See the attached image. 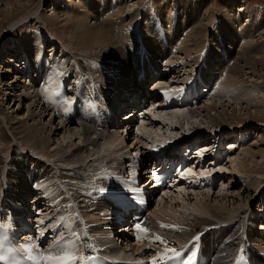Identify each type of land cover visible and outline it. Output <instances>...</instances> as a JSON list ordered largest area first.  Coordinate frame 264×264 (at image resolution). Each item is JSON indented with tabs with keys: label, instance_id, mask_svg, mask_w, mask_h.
I'll return each mask as SVG.
<instances>
[{
	"label": "rangeland",
	"instance_id": "1",
	"mask_svg": "<svg viewBox=\"0 0 264 264\" xmlns=\"http://www.w3.org/2000/svg\"><path fill=\"white\" fill-rule=\"evenodd\" d=\"M39 1L40 0H0V61L2 62V63L1 62L0 63L2 65H4V62L7 61V59H8L7 56L11 57L12 59H14L16 61H19V62H17L18 65H20V63L22 62L21 63L22 65H20V66L13 65L16 68H18L17 70L15 67H14L15 68L14 70L10 69V71H6V70L4 71V69H1V71L3 73H5L4 75L1 74V76H0V79L3 81L2 83H4V81H7V79L10 80V78H13V77L16 78V76L14 74L15 72H18V74H20V75L16 78V80H14L17 82L16 85L14 86V88L13 89H11V87L9 88L12 91H10L8 88H5L6 87L5 85L0 88L1 89L0 95H2V93L4 92V97H6L4 99L1 98L2 100L0 99V104L3 107H5L7 110H9V112L12 113L11 115L13 116L14 121L17 122V121L21 120L20 119L21 116L26 115V113L28 112L27 111L28 107L26 105L28 103H30L31 98H32V100L35 99L36 103H37V107H33L32 112H37V111L40 112L44 108V111H42V112H46V116L44 117V121L49 122V120L53 121L55 119L54 121L57 124H58L59 120L66 121L65 126L60 127L59 130L55 131V133L52 134V136H51L52 137V140H51L52 146L51 147H53V145L55 147L56 142H59V141L62 142L63 146H65V147L67 146L66 144L68 142H71L70 147H69V152L71 151V153H74L77 150V148H79V146L81 145V141L83 138V136L81 134L82 125L79 123V121H76L74 119L66 120L65 118H62L60 115H59L60 117H58V115L55 114L54 112H52V110H50V107L46 105L47 103L44 100V97H45L44 92L41 95L39 94L41 96V98L43 97L41 102H39L40 98L33 96L35 94V92L30 93L31 95L29 97L26 95L27 93L21 94V92L25 93L24 91L26 89H28L29 82L32 81V84L37 82V83H35V86H36V84L38 85V81L37 80L33 81L31 78L28 79L27 77L24 76L23 73H21L19 71L20 69H23V67L25 66V65H23V63H24L23 60L20 61L18 59L19 56L21 55L20 53L22 52V49L19 48V46H18L20 44L19 40L22 37V35H24V33H26V34H30L31 37L45 40V42H44L45 48H46L45 53H46V50H48L47 54H50L51 52L49 50H52V48H54V53H56V52L59 53L58 57L56 58L57 63L58 62L59 63L56 65V63H55L56 60H52L51 65H53L52 67L54 69H56L55 73H58V75H60V77L63 75V73L66 69V65L72 64V66H75V64L79 63V62H81V64L84 62V64H85L84 69L86 70V72H88L91 69V64L88 63L87 59H90L92 57H97L96 59L102 60V62H104V64H105V67L109 68L110 62L107 61L109 63V64H107V62H105L106 60L104 61V59L106 58V56L110 57V55L112 54V50L110 47H102L101 45H95L92 48H89V47L87 48L85 46L79 45L77 43V41L73 37H71V30H72V28H74V24L72 23V19L70 18L71 17L70 14L68 12H65L61 8L64 5H66L67 2H71L72 0H59V3H60L59 6H57L55 4L56 6L54 7V9L52 8L54 5V2H53L54 0H44L41 2V4H39ZM155 1L156 0H129V1H126L127 8L125 9V11L122 12V15L126 16V17L123 16L122 18H126L125 23H127L131 19V17L129 16V13L134 14V13H136L135 12L136 9L139 10L140 16H137V18H138L137 21H140V19L142 18V20H141L142 31L140 32V35L143 38L146 37L144 32H145L147 26L148 25L151 26V24L154 23V22L151 23V22H148L145 20H146L147 16L152 17L151 16L152 14L150 12L152 9H153L152 13H156L155 8L157 6L154 5ZM167 1H168L167 7L169 6L170 8L173 9L172 10L173 14L178 15V17L177 16H175V17L179 18V22L183 25V27H181L178 25V22H177V24H176V27L178 26L177 32H179L180 30L181 31L179 33H177L175 38L179 37L180 33H182V38L184 39V37H186L187 33L191 30V26L193 25V23L191 21V16L189 15V13H191V11L193 9H195L199 3L197 0H167ZM181 2H182V4L187 3V5L184 6L185 8L182 5H180ZM205 2L208 3L207 8L204 7V9H203V6L201 4H199V6L200 5L202 6L201 12H203V13L200 12V15L198 16V19L196 21L199 24V26H200V24L203 25V28L206 29V31H204V29H202L203 30V31L201 30L202 33L201 32L199 34L198 33H195V34L191 33V35L193 34L196 38L192 37L191 35L190 36L187 35L188 36L187 39H189V40L187 42H185V45L188 46L187 49H191V50L195 47V44H197V43L199 46H201V44L204 45V48L202 51V56H203V53H204V55L206 54L204 59H206V57L209 55H213V56H210L211 61L215 60L216 64L218 63V61L221 62V63H218L217 65L212 63V64H208L207 66H205L204 65L205 61H202V63H201L202 67L200 68L201 71L199 73L202 74V77H204V79L206 77L207 79H209V81L211 79H214V81H217L218 77H219L220 81L223 82L224 77H226V76H224V74L226 73L227 75L228 74L230 75L231 70L229 68H230V66L231 67L233 66V64L230 63L228 60V54L227 53H229V55H230L229 59L239 58V56H240L239 49H240L241 44H243V42H241L243 40V38L240 39V41H239L237 39V37H238V35H240L242 37L243 36L246 37L245 35H246L248 28L249 29L251 28L253 30V32H252V30L250 29L251 34L253 35V36H251V35L250 36H251V39H252V37H254L253 38L254 40L252 39L250 41V44H248L250 46L247 45V47H250L252 49V53L257 58H255V59L251 58V57H249L248 59L247 58L246 59L241 58L239 63L243 67L242 66H241V68L238 67L234 71L235 76L237 78L241 79V81L237 82L236 83L237 85L234 86L235 89H234V92H232L234 94H232L231 92L227 93L226 88L222 87V85L219 83L215 88L216 90L215 89L213 90V91H215V93L213 92L208 98L203 99V101L201 103H199L198 105H193V106L187 107V108H199L203 104H205L209 101L214 102V105L217 108L216 109L217 114H218V111H221L223 108L228 113L227 117L223 114V116L227 118L226 122L224 120L221 123L223 125H221L219 127H217V125H215V123H213V121L208 122L207 121L208 119H207L206 113H205L206 111H203L204 108H202V111L200 112L201 116H199V118L202 119V124L196 123V124H193L195 126H191L190 123H187V120H184L183 127H182L181 125L175 124L174 121H172L173 124H170L169 125L170 128H169V126L167 124L161 123L160 120L154 119V116H156V115L162 116L163 115L162 117L170 119V118H173L174 115H176L173 113V111H170V110L176 109L178 111H182V110H186V108L185 107L179 108V106L177 108H164V107L159 106L160 108H158L157 105H159V103L157 102V104L155 105L156 108H152L151 113L148 112V114H147L148 120L144 123V126H143L144 128H141L140 124H137L136 126L131 125V124L130 125L127 124V125H129L128 128L121 134L122 137H125V139H124V142L122 143V145H119V147H117V148H120L118 153L114 152L113 148L104 150L101 153L106 154V155L109 154L107 156V158L109 157L111 160H113L114 157L115 158L117 157V156H115L116 154H122V155L127 154V155H125V159L123 160L124 161L123 164L125 166L126 165L125 161L126 160L128 161V158H130L131 153L133 154V153H137V152L140 153L141 152L142 154H144L149 149L148 146L154 145L156 142H158L157 145H160L159 144L160 142L164 143L165 140L170 141L169 143H166L163 145V146H165L167 144L171 145L173 142H178L182 139L185 141V144L195 140L197 142V143H195L197 147H201L204 145V147H206V149H207V150H205V152H203L205 155V154H210L212 152V150L214 149V146H216V143L214 141L219 140L218 138H219L220 134H222L221 132H225V137L223 138L224 139L223 144L225 145V148L229 149L228 150L229 156L226 159H224L223 161H221V163L218 167L213 168L211 163L214 162L215 160L213 158H210L208 160V163L205 164L204 166H201L200 162H197L196 165L195 164H192V165L189 164L187 166L188 169L186 170V173H188V170L191 169L192 172H194L196 174H200V172H203V171H207V172L211 173V170L219 173L223 169L219 180L213 186L214 188L206 186L204 189L200 190V189L193 188L189 185H186L184 183L181 184L182 179H184V177L182 176L179 178V180H180L179 184H181V185H177L176 188L169 190V192H171L169 197H172V199H173V200H171L172 202L171 201L168 202L169 200L167 199L168 198V196H167L165 198L166 201L159 204L158 201L161 200L160 199L161 195H159V197H158L159 199H157L155 202L151 203V205H152L151 207L153 208L152 211L154 212V211H156V208L158 210L160 207L163 208L164 206L165 207L167 206L166 208L169 207V209H171L173 207H175L173 209L177 208L178 213L183 212L182 210L184 208L182 209L181 207L183 205H187L191 201L196 202V200H197L196 194L197 193H202L204 191H208L209 193H211L209 197H211L210 200H211V204L213 203L212 205L221 206V204L227 203V206L229 205L230 207L242 206V207L246 208L243 210V212L248 211L249 215H251L250 221H249V223L246 222V225L249 226L250 232L252 233L253 238L255 236L260 237V240H259L260 243H258V244H261L262 246H260V247L264 248V236L262 234H260V232L256 229V227L254 228L253 225L251 224V222H259V220H260L259 215H258V217L256 216L255 218L253 215L259 209L258 208L260 205L259 201H261L264 198V187H263L264 186V25L261 22V24L263 26V27H261V24H259V25L257 24L260 21L258 22V21H256V19L253 20L252 17H249L247 19L248 22L247 21L245 22V17H244V15L250 16V15L256 14L257 12H260L261 15L264 17V0H234V1L233 0H205ZM189 3H191V5H189ZM240 5L247 7L246 13L242 14L243 16L240 19L235 18L236 22H233V23H235V27L237 29L236 32L238 33V35L234 37L235 41L231 42L232 40H230V42L228 44L226 42L227 39H220L219 37H221L222 34H223V36L230 35V34L232 35V32L234 33V30L233 29H224L222 27V25L226 22L229 25V22L227 20L222 19V18L226 17L225 14H228V12L230 14L231 11H237V9H239L238 6H240ZM130 7H133V8L130 9ZM37 8H38L37 12L40 13V20L39 21L36 19L25 18L24 19L25 21L23 20L22 24L19 23L20 25H18L17 27H14L12 31H8V29L10 27L9 26L10 23L20 19L21 17H23L27 13L35 11ZM215 13H216V15H215ZM203 15H205V16H203ZM245 24H247V26ZM244 25H245V27H244ZM251 25H252V27H251ZM241 26L244 27L245 32L239 31ZM31 28H34L33 29L34 32L31 30ZM221 28H223V30H221ZM194 30H195V28H192L191 31L193 32ZM203 33H205V34H203ZM254 34H255V36H254ZM218 38L220 40H223L222 42H220L221 44H218L219 43V41L217 40ZM187 39H185V40H187ZM199 39H200V41H199ZM56 44H57V47H56ZM179 44L180 43L177 44L174 41H171L172 47L177 46V51H180V53H183V55L178 53V55L175 54V55H177V57L175 56V58H174L173 53H170V57L173 59V62L169 66H166V63H165V65H164L165 67H162V69H160L162 71L163 70L170 71L169 75L164 74L163 72H162V74H160V72H159V73L154 74L153 76H150L151 78H149L145 82L146 87H149V86L152 87L158 81V79H156V78L160 77L161 75H162L161 76L162 78H168L167 81H169V79H174V77L178 75V77L175 78L173 82L169 81V83H167L166 85L165 84H163V85L165 87L167 85H169L170 87L171 86L176 87L175 85L180 83L178 85V86H180V85H182V83L184 81H186V79L191 78L196 73L195 72L196 64L194 63L195 58H196L195 54L193 53L192 54L193 56H192L190 53H185L184 50H180L181 45L179 47ZM121 45H122V43H121ZM218 46H221V47L224 46V47L220 48ZM134 47H135V45H134ZM237 47H238V49H237ZM58 48H60V50ZM149 49L150 48L148 46H145V53H146V55H148L147 57H149V58L145 59V57H146L145 56L142 60L143 63L141 64V61L139 62V66H141V65L142 66L140 68H138L137 71L139 69H141L142 67L147 68L148 64H150L151 66H152V64H154L153 67H156L157 61H161L159 58L161 55L160 52L155 51L154 53H152L149 51ZM127 50L130 51L131 49L128 48ZM24 51H26V50H24ZM43 51H44V48H43ZM225 51L227 53H225ZM63 52L66 53L64 56L61 55ZM28 53L32 54L31 51H28ZM165 53L166 52H164L163 54H165ZM224 53H225V55H224L225 61H222V60H220V57L218 55L224 54ZM138 55H139V53H138ZM216 55H217V57H216ZM32 56H33V54H32ZM136 56L137 55H134L133 58L135 59ZM77 57H78V60H77ZM36 59H37V57H36ZM61 59H62V61H61ZM63 59L68 60V63L66 62V60L64 61ZM134 59H133V61H134ZM176 59H178V60H176ZM180 60L182 61L181 63H183L185 66L184 65L180 66L181 65L180 63H176V61H180ZM151 62H152V64H151ZM9 63L15 64V62H13V61L12 62L10 61ZM84 64H82L83 67H84ZM4 66H6V65H4ZM86 67L87 68L89 67L88 68L89 70H87ZM61 68H63V69L61 70ZM197 68H198V66H197ZM197 68H196V70H197ZM53 70H52V68H50V71H48L49 75H52L51 71H53ZM97 70L99 71V69L91 70L94 77L98 73ZM107 70L109 72L117 73V71H114L112 69H107ZM177 70H180V71L177 73ZM188 70H189V72H188ZM74 72H76V70L74 71L72 69L73 75H74ZM34 74H36V73L34 72ZM148 76H149L148 74L145 75V79H147ZM138 78L139 77H137V81L139 82L140 80ZM132 80H133V76H132ZM170 82H171V84H170ZM206 82H207V80H206ZM207 84L209 86L206 87V91L209 92L212 85L210 82H208ZM122 85L125 86V84H123V83H122ZM219 85H221V87ZM43 86H46L45 83H43L42 86H40V87L36 86V91L37 90L40 91L41 89H42V91H45L46 88L44 89ZM198 86L201 87V85H198ZM203 87H202V90L205 89ZM218 87H220V89ZM5 89L9 90L10 93L12 92L13 95H11V94L8 95V93H5V91H6ZM131 89H132V87L127 88L125 96H126V94H130L131 92H133V89L132 90ZM237 89H239L241 91H239ZM16 95L17 96L21 95L22 98L23 97L24 98L21 99L22 101H18L19 98L16 97ZM123 99L125 101V97H123ZM217 99L221 100L222 103H224L223 107L221 106V102L218 101ZM32 100H31V102H33ZM4 102H6V103H4ZM124 103L125 102L118 103L117 108L115 107V111H116V109H118L120 107L121 104H124ZM144 103H146V101ZM8 104H10V105H8ZM9 106H11V107H9ZM149 106L150 105L148 104L147 108H149ZM35 108H37L38 110ZM126 111H127L126 109H123V111H120L118 115H121ZM52 113L54 115V119L51 118ZM160 113H162V114L159 115ZM125 117H127V116H125ZM151 117H153V118H151ZM25 118H26V116H25ZM193 119L194 118H192V120ZM29 121L31 122V119ZM73 121H75V122H73ZM185 125H188V127H189V131L187 133L184 131ZM9 126H10L9 130L12 132V134H14L16 136L15 138H17L22 143H24L22 146L20 144L19 145L25 153L33 154L34 156L39 157L41 160L46 159V158H47V160H50L52 157H57V158L61 157V153L60 152L58 153L56 151L52 152L53 153L52 155H49L48 151L50 149V145L49 146L46 145V146H44L45 148L43 147V149L40 151V152H42V154H40L42 157L41 158L38 154L39 153L38 150L35 147V141L30 140V139L26 140L25 139V137H26L25 131L20 132L19 134H16L17 132H16L15 126H13V124H9ZM122 128L124 129V126L121 128H117V131L122 132L121 131ZM160 128H161V130H160ZM114 129H116V128H114ZM195 130H197V131H195ZM191 133L192 134L198 133L199 136L192 139L193 136H190ZM242 134L244 135V138H245L244 142H241V140H240V139H242ZM208 135H210V136L208 137ZM90 136L93 137V134H91ZM135 136H137V137L135 138ZM209 146H212L211 147L212 149ZM229 146H231V148ZM15 147H16V142L14 140L11 141V143L3 142L0 145V152L2 153V155L5 156L4 157L5 159H8V158L10 159V157L13 155L12 153H13V149ZM251 148H253L254 151H256L255 155L250 156L248 153L243 152V150H246V152H247V150H249ZM242 155L244 156L243 158H241ZM123 157L124 156L120 155L119 159H123ZM209 157H211V156H209ZM230 159L233 161H234V159H236L235 160L236 163L233 162L234 163L233 165L236 168L230 164V162H229V161H231ZM127 164H130V162H128ZM82 172L84 174H87L88 171L82 170ZM78 174H80V173H78ZM78 179L80 180L81 178L78 176ZM84 180L85 179L82 178V181L81 180L80 181L84 182ZM52 181H57V183L55 184L57 187H55V185L51 186V185L47 184L46 188H48V187H51V188H48L44 193H41L42 190L39 191L36 188H34L33 191H32V188L29 189L28 194H27L28 197H27V200L25 201L26 202L25 203L26 204V210L24 211V213L25 212L28 213L31 210H33V207L36 204H39V206L43 205L44 200L46 201V198L51 199V202L49 203V205H51L54 203L55 199L58 196L62 195L61 194L62 191L57 185L58 184L57 177H53ZM185 181H186V179H185ZM257 181H259V184ZM256 182H257V184H256ZM249 184H250V186H249ZM54 188L56 189V194H55V196H53L51 198L50 194L54 190ZM181 188L184 189L183 192L179 191V189H181ZM195 192H197V193H195ZM161 194H163V193H161ZM197 197L199 198V196H197ZM64 199H67V195L65 196ZM62 203H63V205H64L63 207H65V209H69V210L73 209V205L70 204V201L68 202V200H64L63 202L60 203L61 205L60 204L56 205L55 208L62 206ZM170 204H171V206H170ZM180 205H181V207H179ZM185 210L187 211V209H185ZM44 211H46V212H44ZM190 211H192V210L190 209L189 212ZM193 212L195 213V211H193ZM51 213H53V212H51V210L46 209V207H43V210L38 215L37 219H40L41 216H42V218H43V216L46 217L47 215H50ZM183 214L187 215L185 213H183ZM73 215H74L73 220L77 219L76 212L73 211ZM180 215H182V214H180ZM30 218H32V220L36 219V218L32 217V215ZM32 220L30 219V221H32ZM79 220H81V218ZM150 221H151V223L156 225V221H154V219L152 217H151ZM160 221H164V220L160 219ZM172 221L173 220L169 219L168 221H164L165 222L164 224H169V223L174 224V222H172ZM103 222L96 221L97 224L98 223L101 224ZM104 223H107V222H104ZM113 225H115V224H113ZM177 225L180 226L179 224H177ZM254 225H255V223H254ZM79 227H80V225H78L77 228H79ZM257 227H258V229L263 228L264 223H259ZM99 229H101V226L99 227ZM160 229H161V232H160ZM73 232H76V231H73ZM112 232H113V230H112ZM116 232H117V235H116ZM116 232L114 235L112 233L113 239L116 240L117 244L121 245V247H123L125 249L128 248L127 251L131 255L136 256L138 254H142V253L146 252V250L144 248L141 249L140 245H138L139 246L138 247L137 245H135L136 244L135 242H132L129 239H127L125 237L124 233L121 234L124 237L120 239L121 235L119 236V234H120L119 230ZM157 232H160L162 234L165 232L163 234L164 236L168 235V233L171 234L170 230L168 228H160L159 227L157 229ZM263 248H260V249L263 250Z\"/></svg>",
	"mask_w": 264,
	"mask_h": 264
},
{
	"label": "bare ground",
	"instance_id": "2",
	"mask_svg": "<svg viewBox=\"0 0 264 264\" xmlns=\"http://www.w3.org/2000/svg\"><path fill=\"white\" fill-rule=\"evenodd\" d=\"M42 1H44V0H40L39 4H41ZM72 1L67 2L66 5H64L61 8L65 12H68L70 14V16H71L70 18L72 19V23L74 24V28H72V30H71V37H73L79 45L85 46L87 48L88 47L92 48L95 45H101L102 47H110L112 50V54L110 55V57L106 56V58L104 59V61L106 60V61L110 62V67L109 68L105 67L103 72L101 70H99V71L97 70L98 73L95 75V78H99L101 80V83L103 85H105V87H106L105 90L108 92L110 100L114 101L113 110H115V107L117 108L118 103L129 102V104H131L129 96H127V95L131 96V94H133V93L138 94L139 90H142V92H144V83H145L146 79L138 78L140 80L138 82L137 81V76H138L137 72L140 71L141 69H143V71L145 70L144 71L145 75H147V74H149V70L152 69V67L154 66V64H152V62H151L152 66L150 64H148L147 68L142 67L141 69H139L137 71V69L142 66V65L139 66V62H140L139 58L140 57L138 54H136L137 56L135 59H137L139 61L138 63H136L135 61H133V59H134L133 56L135 55V52H132V50L128 51L127 49L128 48L131 49V46L134 47V43L138 39V36H140V38L142 39V44H144V46H148L150 48L149 49L150 52L154 53L155 51H159L160 54H163L164 52H166L165 54L167 55V58H166V55L163 54L164 58L167 59L166 60V66H169L173 62V59L170 57V53H171L172 48H173L171 45V41H174L177 44L180 43L179 44V47L181 45L180 50H184L185 53H190L191 55L193 53L195 54L196 58H195L194 63L196 64V67H195V70H196V68H197V66L201 60V57H202V51H203L204 45L201 44V46H199L198 43L197 44L194 43L195 47L193 46L194 48L191 50V49H187L188 46L185 45V42H187L189 40L187 38H188V36L191 35V33H194V34L198 33L199 34L201 32V30L204 29L203 25L200 24V26H199V24L197 23L196 20L198 19V16L200 15V12L202 10V6H203V9H204V7L207 8V6H208L207 5L208 3L205 2V0H197L198 3L201 4L202 6L201 5L199 6V4H198V6L195 9H193L191 11V13H189V15L191 16V21L193 23V25L191 26V30H192V28H195V30L193 32L190 30L187 33L188 36L186 35V37H184V39L182 38V33H180L179 37L175 38L177 33H179L181 31L180 30L179 32H177V29H178V26L176 27L177 22H178L179 26L183 27V25L179 22V18H177L178 15L173 14V12H172L173 9L170 8L169 6L167 7V4H168L167 0H156L155 4H154L157 6L155 8L156 13H152L153 12L152 8H151L152 10L150 11L152 14L151 15L152 17L158 16V15L160 16V14L163 15L164 20H165V24H159L157 22H154L153 24H151V26L147 24L148 26L144 32L146 37H144V38L141 37L140 34H137L138 32H141V29H139L140 21H137L138 20L137 16H140V12L138 9H136V11H135L136 13H134V14L129 13V16L131 17V19L127 23H125L126 18H122L123 16H125V15H122V12L125 11V9L127 8L126 1H129V0H72ZM53 2H54V5L52 7L53 9L56 5L59 6V4H60L59 0H54ZM180 5H182L184 7L187 5V3L182 4V2H181ZM189 5H191V3H189ZM238 7H239V9H237V11H231L230 14L228 12V14H225L226 17L222 18V19L227 20L229 22V25L226 22L222 25V27L224 29H233L234 30V33L232 32V35L230 34V35L223 36V34L221 33L222 36L219 37L220 39H227L226 42L228 44H229L230 40H232L231 42L235 41L234 37L238 35V33L236 32L237 29L235 27V23H233V22H236L235 18L240 19L243 16L242 14L246 13L247 7L241 6V5ZM131 8H133V7H130V9ZM37 10H38V8L35 11L27 13L26 15H24L20 19L10 23L9 24L10 27H9L8 31H12L14 27H17L18 25L22 24V21L25 18L36 19L39 21L40 20V13L37 12ZM201 13H203V12H201ZM215 15H216V13H215ZM172 16H177L175 18V22H173V25H172V22H170ZM203 16H205V15H203ZM244 17H245V22L246 21L248 22L247 19L249 17H252L253 20L256 19V21H258V22L260 21L259 23H257L258 25L261 24V22L264 25V17L261 15L260 12H257L256 14H253L250 16L244 15ZM148 22H150V21H148ZM157 25L165 27L167 29V31L170 33V41H169L170 45H169V48L167 50L161 49V48H163V45H161L160 43H157V41H156L157 38H156L155 33L152 36L153 28L156 27ZM245 25L247 26V24H245ZM245 25H244V27H245ZM242 26L240 27L239 31L245 32L244 27H242ZM173 27L175 28V33H173V31H174ZM251 27H252V25H251ZM261 27H263L262 24H261ZM223 28H221V30H223ZM250 29L248 28L246 35H245L246 37H244V36L242 37L240 35H238V37H237V39L239 41H240V39L243 38V40L241 41V42H243V44H241L240 49H239L240 52L238 51L240 54L239 58L233 59V60L229 59L230 55H229V53H227L225 51V53L228 54V60L233 61L232 62L233 66L232 67L230 66V68H229L231 70L230 75L228 74L229 75L228 76L225 73L224 76H226V77H224V81L219 82L222 85V87L226 88L227 93L234 92V89H235L234 86L237 85L236 84L237 82L241 81V79H239L235 76V72H234L238 67L241 68L242 65L239 63L241 58L242 59H246V58L248 59L249 57L254 58V59L257 58L252 53V49L250 47H247V45L250 44V41L254 38V37H252V39H251V36H253V35L251 34ZM204 31H206V29H204ZM252 32H253V30H252ZM203 34H205V33H203ZM191 36L196 38L193 34ZM254 36H255V34H254ZM219 38L217 39L219 41L218 44H221L220 42H222L223 40H220ZM185 39H187V40H185ZM199 41H200V39H199ZM19 42H20V44L18 45L19 48L26 50L27 52L31 51V53H33V51H34L33 56L37 57L36 61L39 60L41 52L43 51V42H44L43 39H39V38L37 39V38L31 37L30 34L24 33V35H22V37L20 38ZM121 43H122V45H121ZM248 46H250V45H248ZM218 47L223 48L224 46L223 47L218 46ZM238 47H237V49H238ZM49 51L51 53L48 55L53 56V60H56V62L55 61L54 62L57 65L59 62L57 63L56 58L58 57L59 53H57V52L54 53V48H52V50H49ZM225 53L218 55L220 57V60L225 61V57H224ZM65 54L66 53L63 52L61 55L64 56ZM180 54L183 55V53H180ZM210 56H213V55H209L206 57L204 65L207 66L208 64H212V63L217 65L215 60H212V61L210 60ZM216 57H217V55H216ZM7 58H8L7 61L4 62V65H6V66L2 65L1 64L2 62L0 61L1 62L0 63V76H1V74H3V75L5 74L1 71V69H4V71L5 70L10 71V69L14 70L16 68L13 65H18L17 64L18 61L12 59L9 56H7ZM146 58L148 59L149 57H145V59ZM9 60H13V62H15V64L9 63L10 62ZM63 60L65 61L66 59H63ZM77 60H78V57H77ZM61 61H62V59H61ZM66 62L68 63V60H66ZM218 62H220V61H218ZM21 63H20V65H22ZM82 64H84V62ZM82 64H81V62H79V63H76L75 65H78L81 71H86L84 69L85 64H84V67ZM107 64H109V63H107ZM20 65H18V66H20ZM52 66L53 65H50L49 69L52 68V70H53L54 68ZM154 68H156V67H153V69ZM17 69L18 68H16V70ZM23 69L25 70V66L23 67ZM62 69L63 68H61V70ZM107 69H112L114 71H117V73L109 72ZM22 70L20 69L19 71L21 73H23ZM161 71L162 70L159 71L160 74H162ZM164 71H165V72H163L164 74L169 75L170 71H167V70H164ZM179 71L180 70H177V73ZM188 72H189V70H188ZM14 74H15L16 78L20 75V74H18V72H15ZM132 76H133V80H132ZM161 76L156 78V79H158V81L154 84V87L158 86V88L160 87V89H162L165 87L163 84L166 85L167 83H169V81L173 82L174 79L178 77V75H177L174 77V79H169V81H167L168 78H162ZM16 78L13 77V78H10V80L7 79V81H4V83H2L3 81L0 79V88L5 85L6 86L5 88L9 89L11 87V89H13L17 83L16 81H14V80H16ZM60 78H61L60 75H58V73L54 72L53 75H50L51 82L50 83L45 82L46 86H43V88L45 89L50 84L58 83L60 81ZM35 83H37V82H35ZM35 83L32 84V81L29 82L30 85L28 84V89H26L24 91L25 93L21 92V94L27 93L26 95L29 97L31 95L30 93L35 92V94L33 96L40 98L39 102H41L43 97L41 98L40 95L43 92L39 93L38 90L36 91V86H38V85L36 84V86H35ZM122 83L125 84V86H123ZM207 83H208V81H207ZM221 85H219V86L221 87ZM167 86H169V85H167ZM128 87H132L133 92H131L130 94H126V96H125V90H127ZM220 87H218V88L220 89ZM5 90H6L5 93H8V95H10V94L13 95L12 92L10 93V91H12V90H10V89H9L10 91L7 89H5ZM237 90H239V89H237ZM40 91H42V89ZM239 91H241V90H239ZM214 93H215V91H214ZM232 94H234V93H232ZM16 97L19 98L18 101H22L21 99L24 98V97L22 98L21 95H18V96L16 95ZM123 97H125V101H124ZM1 98H3V99L6 98V97H4V92L2 93V95H0V99ZM31 100H32V98H31ZM31 100H30V103H28L26 105L28 107L27 111L29 113L27 112L26 115L21 116L20 117L21 120H19L17 122L14 121L13 116L11 115L12 113L9 112V110H7L5 107H3L0 104V145L3 142L11 143V141H13V140L16 142V147L13 149V153H12L13 155L10 157V159L9 158L5 159L4 158L5 156L2 155V153L0 152V197L3 196V194L5 193V197H4L5 199L3 200L2 204L7 206L9 209L12 210V212H14L16 214L17 213H24V211L26 210V204H25L26 202L25 201L27 200V197H28L27 194H28L29 189L32 188V191H33L34 188H36L39 191L42 190L41 193H44L48 188H51V187L46 188L47 184L54 186L57 183V181H52L53 177H57V179H58L57 185L61 189V191H62L61 194L63 195L62 196V202L64 200H68V202L70 201V204H73V208L76 209V217H80L81 221L84 220L85 217H87L89 219V221H92V222L94 220L101 221V222H103V221L107 222V223L103 222L101 224L98 223L96 225V228L99 229V227L101 226L100 230H102L104 235L106 236L105 242L109 243L107 245V250H109V251H107L108 254L117 255V256L124 257V258H127V257L134 258L136 256L143 255V253L138 254L136 256L131 255L127 251L128 248L125 249V248L121 247V245H118L116 240H114L112 237V233H113L112 230L114 228L113 224H115V223L113 222V220H111V218L109 219V217L106 214H104L103 216L100 215L101 212L105 208V204L103 202L99 201V206H96V205L93 206L87 200V198H85V196L80 192L81 187L83 189H86V187L84 185H82V186L78 185L75 188V186L78 184V182L80 180L82 181V179L79 180L78 175L75 174V172L73 170H76V171L87 170L88 171L89 168L93 167V165H95L99 161H102V162L104 161L108 166H113V163H117L119 165V162H120L121 166H124L123 160L125 159V155H127V154H123V155L122 154H116L115 156H117V157L116 158L114 157V159L112 158L113 160H111L109 157L107 158V156L109 154L106 155V154H103L101 152L104 150L113 148V151L118 153L120 148H117V147H119V145H122V143L124 142V139H125V137H122L121 134L127 128H125V127H124V129L122 128L121 129L122 132H120V131H117V128L112 129V127L107 128L104 125H101V126L95 125V123L92 120H90L88 117H86L80 111L81 119H79V123L82 125L81 134H82L83 138H82L81 145L79 146V148H77V150L74 153H71V151L69 152V147H70L71 142H68L66 144L67 146L65 147V146H63V143L59 141V142H56L55 147H54V145H53V147H51L52 146V143H51L52 134H54L55 131L59 130L60 127L65 126L66 121L59 120L58 124L55 123L53 113L51 114V116H52L51 118L54 119L53 121L52 120L51 121L49 120V122L44 121V117L46 116V112H42V111H44V108L40 112H38V111L32 112L33 107H37V103H36L35 99L32 100L33 102H31ZM217 100L221 102V106L223 107L224 103H222V101L219 99H217ZM4 103H6V102H4ZM158 103H159V105H157V107L160 108L159 106H161L162 102L159 101ZM8 105H10V104H8ZM9 107H11V106H9ZM202 108H204L203 111H206L205 113H206V117L208 119L207 120L208 122L213 121V123H215V125H217V127L223 125L221 123L224 120L226 122V119H227L226 117L228 115L226 110L223 108L221 111H218V114H217V111H216L217 108L215 107L214 102H210V101L203 104L199 108H186V110H182V111H178L176 109L170 110V111H173V113L176 115H174L173 118H170V119L164 118V117H162L163 116L162 115L161 116L162 119L160 120V122L165 123L164 121H168L169 124L168 123H165V124H167L169 126L170 124H173L172 121H174L175 124L181 125L182 127H183L184 120H187V123H190L191 126H195L193 124H196L195 123L196 121H198L199 124H202V119L199 118V116H201L200 112L202 111ZM35 109H37V108H35ZM131 110H133V109H131ZM145 110H148V109H145ZM161 114L162 113H160L159 115H161ZM223 114L226 117H224ZM25 116H26V118H25ZM156 116H154V119ZM151 118H153V117H151ZM192 118H194V119L192 120ZM30 119H31V122L29 121ZM123 119H125L124 116H123ZM110 120L113 121L112 125H114V123H116V121H118V119L116 118L115 115L110 116ZM143 121L144 120H141L140 124L143 123ZM9 124H13V126H15V130L17 132L16 134H19L20 132L25 131V133H26L25 139L26 140L30 139V140L35 141V147L38 150V152H39L38 154L40 157H41L40 154H42V152H40V151L46 145H48V146L50 145V149L48 151L49 155H52L53 154L52 152L56 151L58 153L59 152L61 153V157H59V158L52 157L49 160L50 162H47V160H41L39 157L34 156L33 154L25 153L23 151V149L20 147V145L22 146L24 143H22L20 140L15 138L16 136L14 134H12V132L9 130V127H10ZM127 124H129V123H125V125H127ZM143 126H144V123L140 125L141 128H144ZM169 128H170V126H169ZM160 130H161V128H160ZM195 131H197V130H195ZM91 134H93V137L90 136ZM193 134L191 133L190 136H193ZM209 136L210 135H208V137ZM136 137L137 136H135V138ZM188 143L194 144V143H196V141L194 140V141H191ZM201 147L204 148V145ZM229 147L231 148V146H229ZM205 149H206V147H205ZM243 152L248 153L250 156H252V155H255L256 151H254V149L251 148V149L247 150V152H246V150H243ZM120 155L124 156L123 159H119ZM243 157L244 156L242 155L241 158H243ZM235 160L236 159H234V161L233 160L229 161L233 167H235L233 165L234 163H236ZM128 162H130V164H131L132 159L128 158ZM57 175H60V177ZM180 177H182V176H179L178 179ZM257 182L259 184V181H257ZM257 182H256V184H257ZM82 183L83 182H81V184ZM34 185H35V187H34ZM249 186H250V184H249ZM169 190H171V189L166 188L162 192L163 194H161V197H160L161 200L158 201L159 204L166 201L165 198L167 196H168L167 199L169 200V201L167 200L168 202L173 200L172 197H169V195L171 194V192H169ZM3 191H4V193H3ZM165 193H168V195L166 196ZM195 193H197V192H195ZM210 194L211 193H209L208 191H204L202 193H197L196 195L199 196V198L196 196V198H197L196 202L191 201L187 205H183L182 207H181V205L179 206L182 209L184 208L182 210L183 212H180V213H178L177 208L173 209V208H175V207H173V208L169 209V207L166 208L167 206L166 207L164 206L163 208L160 207L158 210L156 208V211H154V212L152 211L153 214H155L157 217L158 216L161 217L164 221H168L169 219L173 220L172 222H174V224H176V225L179 224L180 225L179 227L181 229H183L182 231L178 230V229H174V230L169 229L171 234L168 233V235H165V237L172 238V239L176 240V242H175L176 244L184 245V244L190 242L192 240V238L196 235H200L201 238L205 236L204 237V246H205L204 252H206V254L213 255V260L209 264H228L230 262V260H232V258L234 257L235 252L243 244L244 240L248 241V242H252L254 246L255 245L258 247L262 246L261 244H258V243H260V241H259L260 237L255 236L253 238L252 233L250 232L249 226L246 225V222L249 223L250 217H251V215H249L248 211L243 212V210L246 208L242 207V206L230 207L229 205L227 206V203L221 204V206L212 205L213 203L211 204V200H210L211 197H209ZM66 195H67V199H64ZM170 206H171V204H170ZM93 207H95V208H93ZM185 209H187V211ZM190 209L192 211L189 212ZM67 210H69V209H65V211H67ZM193 211H195V213ZM183 213H185L187 215H184ZM180 214H182V215H180ZM30 219L32 220V218H30ZM8 220H9V217L7 218V221ZM150 220H151V217H149V221ZM80 229H81V225L79 228H77L76 232L79 233L78 230H80ZM160 232H161V229H160ZM121 234H123V232ZM209 234L213 235V239L208 238ZM124 235L127 238V235L125 233H124ZM80 242H82V239H80ZM88 243H89V241H87V244ZM135 245L138 246L137 243ZM77 246H79V241L77 242ZM260 248H263V247H260ZM59 250H61V249L58 248L56 251H59ZM263 250H264V248H263ZM255 255H257V253ZM254 262L256 263V260H254ZM260 263H262V262L260 261Z\"/></svg>",
	"mask_w": 264,
	"mask_h": 264
},
{
	"label": "snow or ice",
	"instance_id": "3",
	"mask_svg": "<svg viewBox=\"0 0 264 264\" xmlns=\"http://www.w3.org/2000/svg\"><path fill=\"white\" fill-rule=\"evenodd\" d=\"M191 83V82H189ZM185 89H173V90H166L164 95H168L169 97L173 95H181L183 94ZM67 103L71 104V101H67ZM148 112H152V108H148ZM155 119L161 120V116H156ZM165 123H169L168 121H164ZM195 123H199L196 121ZM184 131L187 133L189 131L188 125H185ZM164 143H168L167 140L164 141ZM150 148L154 147L153 145H149ZM199 156H203L204 153L200 152L197 153ZM223 171V169L221 170ZM187 175L193 176L195 173L192 172L191 169L188 170ZM211 175V173L207 171L200 172L199 176L201 178H207ZM35 187V185H34ZM101 191H104L101 189ZM179 191L183 192L184 189L181 188ZM167 196L168 193H165ZM67 218L61 217V221L66 220ZM79 219V217H77ZM41 225L45 224L44 220L40 221ZM9 227L8 224H0V261H9L10 264H16V256L17 254L21 251V249H16L14 247H5L3 243V234L2 230H5ZM56 227H60V225H56ZM161 228H168V229H178V230H183L181 229L178 225H173V224H160ZM134 228L141 232L142 234H147L149 232V229L147 227H144L142 223L137 222L134 224ZM41 237L45 235V230L42 228L39 233ZM85 235H87L85 233ZM56 236L58 237L55 241L54 244H52V249L48 251L47 253H37L33 254V246L30 243H26L22 251L26 253V258L30 261H44L46 264H77L78 261H83L84 257L78 254V246L77 242L80 241L81 237L79 233L77 232H72L71 233V238L70 239H65L63 234L61 232H57ZM201 236L196 235L192 238L190 241V244L192 247H195V245L200 241ZM154 240L156 242H160L165 245V248L163 249L162 252H159L157 256L153 257L152 264H156L157 259L159 260H175L177 258H180L184 255V250L188 248V245H185L182 247L181 250H177L175 247H168V241L165 240V238L161 235H155ZM61 249L60 251H55L54 249ZM197 256L196 251H191L190 254L187 256V260L185 264H192V262L195 260ZM11 258V259H10ZM89 260L95 261L96 257L92 256L89 257ZM139 264H144V262H139Z\"/></svg>",
	"mask_w": 264,
	"mask_h": 264
}]
</instances>
